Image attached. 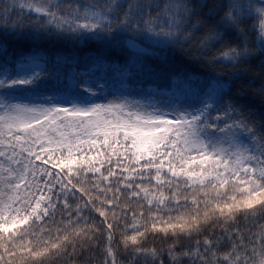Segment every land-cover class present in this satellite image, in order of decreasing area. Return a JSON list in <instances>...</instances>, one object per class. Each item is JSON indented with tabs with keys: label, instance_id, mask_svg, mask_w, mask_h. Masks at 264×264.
Here are the masks:
<instances>
[{
	"label": "snow or ice",
	"instance_id": "snow-or-ice-1",
	"mask_svg": "<svg viewBox=\"0 0 264 264\" xmlns=\"http://www.w3.org/2000/svg\"><path fill=\"white\" fill-rule=\"evenodd\" d=\"M118 257L264 264V0H0V264Z\"/></svg>",
	"mask_w": 264,
	"mask_h": 264
},
{
	"label": "trees",
	"instance_id": "trees-1",
	"mask_svg": "<svg viewBox=\"0 0 264 264\" xmlns=\"http://www.w3.org/2000/svg\"><path fill=\"white\" fill-rule=\"evenodd\" d=\"M77 2H80V3H86V2H88V0H77ZM258 23H259V22L257 21V24H258ZM38 163H40V162H38ZM48 166L51 167V164H49ZM118 259H119V260H124L123 257H118ZM124 264H127V261H126V260H124Z\"/></svg>",
	"mask_w": 264,
	"mask_h": 264
},
{
	"label": "rangeland",
	"instance_id": "rangeland-1",
	"mask_svg": "<svg viewBox=\"0 0 264 264\" xmlns=\"http://www.w3.org/2000/svg\"><path fill=\"white\" fill-rule=\"evenodd\" d=\"M101 118H104V117H101Z\"/></svg>",
	"mask_w": 264,
	"mask_h": 264
}]
</instances>
